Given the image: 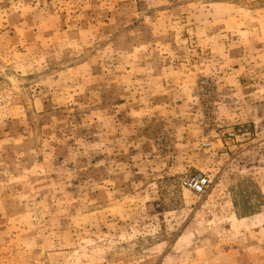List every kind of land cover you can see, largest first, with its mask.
Returning <instances> with one entry per match:
<instances>
[{
  "label": "rangeland",
  "instance_id": "374dc122",
  "mask_svg": "<svg viewBox=\"0 0 264 264\" xmlns=\"http://www.w3.org/2000/svg\"><path fill=\"white\" fill-rule=\"evenodd\" d=\"M0 264H264V0H0Z\"/></svg>",
  "mask_w": 264,
  "mask_h": 264
},
{
  "label": "built area",
  "instance_id": "2783aa9c",
  "mask_svg": "<svg viewBox=\"0 0 264 264\" xmlns=\"http://www.w3.org/2000/svg\"><path fill=\"white\" fill-rule=\"evenodd\" d=\"M208 180L201 176H195L187 180V187L194 195H201L208 188Z\"/></svg>",
  "mask_w": 264,
  "mask_h": 264
}]
</instances>
